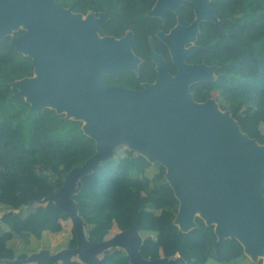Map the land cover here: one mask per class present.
I'll return each mask as SVG.
<instances>
[{"label":"water","instance_id":"95a60500","mask_svg":"<svg viewBox=\"0 0 264 264\" xmlns=\"http://www.w3.org/2000/svg\"><path fill=\"white\" fill-rule=\"evenodd\" d=\"M184 1L195 3V12L205 15L202 21L218 26L223 23L209 7L212 0H158L157 11L175 9ZM82 17L86 16L54 0H0V40L22 28L24 33L11 36L10 44L30 57L34 66L32 77L11 84L17 90L15 96L29 103L32 111L50 108L68 119L82 121L84 133L96 142L94 157L73 169L62 188L43 200L56 203L69 215L77 247L56 254L41 251L24 262L59 263L78 256L87 264H96L106 253L121 248L131 264H184L179 256L143 258L142 237L136 228L100 243L88 240L72 196L80 179L113 158L120 146H128L166 168V178L180 202L175 223L182 231L196 228L195 220L200 217L208 226H215L219 241L236 238L254 262L263 260L264 145L244 133L215 98L195 101L190 87L214 81L217 69L185 63L198 48L184 51V45L196 40L201 21L174 30L171 36L159 34L179 69L175 77L154 52L159 72L156 83L129 90L108 87L104 76L116 77L136 68L133 34L128 32L121 39L101 37L98 30L107 22L108 14L97 17L91 13L87 20ZM212 69L214 79H204ZM238 135L246 141L237 142ZM199 209L201 215L197 214Z\"/></svg>","mask_w":264,"mask_h":264},{"label":"trees","instance_id":"16d2710c","mask_svg":"<svg viewBox=\"0 0 264 264\" xmlns=\"http://www.w3.org/2000/svg\"><path fill=\"white\" fill-rule=\"evenodd\" d=\"M54 1L74 13H107L109 21L99 34L121 38L133 31V50L149 62L143 48L149 47L148 36L160 25L146 13L156 0ZM209 7L223 23H202L198 44L205 49L192 60L216 66V79L195 84L191 93L199 103L217 93L221 110L229 111L244 133L264 145V0H212ZM10 41L11 36L0 40V264H26L37 252L28 247L31 239L58 234L62 222L70 220L56 203L43 204V200L62 188L73 169L94 157L96 142L84 133L82 121L50 108L32 111L29 103L15 96L17 90L11 84L32 77L34 66ZM147 64L139 78L122 72L118 80L106 77L105 83L141 88L142 81L155 77L152 64ZM111 177H125L126 182L119 187L110 183ZM72 198L93 244L108 239L112 220L121 232L138 230L145 259L179 256L184 264H263L262 259L254 262L247 256L236 238L219 241L215 226L200 217L196 228L182 231L175 223L180 202L166 178V168L128 146L118 147L113 158L81 178ZM114 202H124L136 216L125 207H114ZM72 232L70 249L77 247ZM71 260L37 264H69ZM96 264L131 263L127 252L117 248Z\"/></svg>","mask_w":264,"mask_h":264},{"label":"flooded vegetation","instance_id":"af4514ba","mask_svg":"<svg viewBox=\"0 0 264 264\" xmlns=\"http://www.w3.org/2000/svg\"><path fill=\"white\" fill-rule=\"evenodd\" d=\"M157 2H158V0H156L155 4L152 6V8L149 9L148 12L146 13V15H147V17L149 19L153 20L155 23H158L160 25V27L157 29V31L155 32L154 35H149L148 36L149 47L146 46V47L143 48L146 51V53L148 54V56H149V62L143 56L137 55L135 53V51L133 50V47H132L133 53L139 59V62L138 61L135 62L136 68L134 70L122 71V72H132V73H134L136 75V77L139 78L140 75H141V71L144 70L146 65H148L147 63H149L150 65L152 64V67L150 66V69L155 73L154 80L153 81H151V80L142 81L139 84L141 86V88H128V87H124L123 85H119V84L108 85L107 83H105L108 87H122V88L129 89V90H141V89L144 88L145 84L156 83V81L158 79V76H159V74H158L159 72L157 70V64L153 60V53L154 52L157 55H159L166 62V65H167V68H168V72H169V74L171 76L175 77L178 74L179 69L175 65V62L173 60V56H172V53H171V49H170L169 45L165 41L162 40V38L159 36V34H162L163 36H171L173 34L174 30L181 29L183 27H189V26L193 25V23L196 20H198V14L195 12V6L196 5L193 2L184 1V2L181 3L180 6H178L175 9H171L170 8V9H166L165 11L160 10V11L156 12L155 10L157 9V6H158V5L156 6ZM91 13H94L95 16L98 17L99 14L103 13V12H100V13L97 14V13H95L93 11H89L86 14H82V13H77V14H82V15L87 17ZM202 20H204V19L198 20L199 22L200 21L201 22L200 23L198 22L199 23V25H198V33H197V31H196L197 35L195 33L196 40L194 42L189 41V42H187L184 45V51H186L188 49H191L193 47L194 48H198V49H195L192 52V54L185 60V63L188 64V65H202V64H205L207 66H210V65H208V64H206L204 62H198V61H193L192 60L194 55L197 52L202 51V50L205 49L203 46L198 44V38H199L200 31H201L200 27H201L202 23L209 22V21H202ZM108 21H109V17H108L107 22ZM99 30H98V32H99ZM128 32H131L133 34V39H134L135 35H134V32L131 31V30H128L126 32V34L123 37H121V38H124L127 35ZM100 36L101 37H105V36H108V35H104V36L100 35ZM121 38H117V39H121ZM180 41H181V38H178L177 42H180ZM132 45H133V42H132ZM122 72H120L116 77H113V76H110V75H106V76H104V81L106 80V77H111V78H113L115 80H118L120 78V74ZM215 77H216V70H215ZM198 83H203V82L194 83L190 87V90L192 89V87L195 84H198ZM214 94H212L211 98H215V97H213Z\"/></svg>","mask_w":264,"mask_h":264},{"label":"rangeland","instance_id":"374dc122","mask_svg":"<svg viewBox=\"0 0 264 264\" xmlns=\"http://www.w3.org/2000/svg\"><path fill=\"white\" fill-rule=\"evenodd\" d=\"M19 30H22V28H20ZM19 30L14 31L11 34V36H13L15 32ZM216 95L217 93L214 94L213 97H215ZM43 204L46 203L43 202ZM72 230H73L72 221L71 220L64 221L62 232L58 234L45 233L43 239L40 241L32 238L31 244L28 247L30 249L37 250V252L41 249V251H50L51 253H55L56 251L67 247L68 243L73 238ZM114 234L115 232H113L109 238L113 237ZM169 258H174V257H169Z\"/></svg>","mask_w":264,"mask_h":264},{"label":"crops","instance_id":"0c3cea01","mask_svg":"<svg viewBox=\"0 0 264 264\" xmlns=\"http://www.w3.org/2000/svg\"><path fill=\"white\" fill-rule=\"evenodd\" d=\"M109 181H110V183H112V184H114V185H118V186L120 187V186H123V185L125 184V182H126V178H125V177H121V178L111 177V178L109 179ZM46 204H47V203H46ZM114 207H125L126 209H128V211L132 214L133 217L136 216V211L133 210V209H131V208H128L124 202H114ZM161 215H163V212L161 213ZM62 225H63V222H62ZM85 227H86V226H85ZM108 228L110 229V234H109V236H108V239L113 238L115 235H117L118 233L121 232V231L117 228V226L115 225L114 221H112V220L110 221ZM113 232H115L114 236L111 237V238H109V237L112 235ZM86 234H87V228H86ZM67 248H68V247H66V248H62V249L56 251L55 253H51L50 251H47V252H49L50 254H56V253H58L59 251L65 250V249H67ZM38 252H41V249H40ZM38 252H36V253H38ZM33 254H34V253H33ZM31 255H32V254H31ZM163 257H165V256H163ZM175 257H178V256H175ZM71 259H72V260H71V262H70L69 264H87V263L84 262L82 259H80L78 256H76V257H72ZM31 264H37V263H31Z\"/></svg>","mask_w":264,"mask_h":264},{"label":"bare ground","instance_id":"6f19581e","mask_svg":"<svg viewBox=\"0 0 264 264\" xmlns=\"http://www.w3.org/2000/svg\"><path fill=\"white\" fill-rule=\"evenodd\" d=\"M155 11H157V9L155 10ZM198 14V13H197ZM89 17H90V15L89 16H87V17H82V19L83 20H87V19H89ZM201 19H205V15H200V14H198V20H201ZM198 20H196L195 21V24H198ZM195 33H196V29H195ZM195 36V35H194ZM192 41H194V38L192 39ZM136 61H138L139 62V60L137 59ZM135 61V62H136ZM36 77H37V75H35ZM204 79H206V80H210V79H214V70L212 69L211 71H210V74L208 75V76H206ZM218 113H220L219 111H217ZM233 117V116H232ZM234 118V117H233ZM235 119V118H234ZM86 125H87V123L86 122H84ZM235 139H236V141L237 142H239V143H242L243 141H246L243 137H241V136H236L235 137ZM197 214L198 215H201L202 214V211L199 209L198 211H197ZM218 225V224H217ZM246 246H247V243H246ZM263 260H264V254H263Z\"/></svg>","mask_w":264,"mask_h":264}]
</instances>
